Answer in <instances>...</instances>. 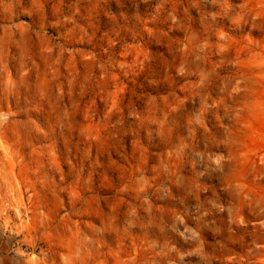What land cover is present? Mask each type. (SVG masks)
Segmentation results:
<instances>
[{
    "label": "rangeland",
    "instance_id": "374dc122",
    "mask_svg": "<svg viewBox=\"0 0 264 264\" xmlns=\"http://www.w3.org/2000/svg\"><path fill=\"white\" fill-rule=\"evenodd\" d=\"M0 264H264V0H0Z\"/></svg>",
    "mask_w": 264,
    "mask_h": 264
}]
</instances>
